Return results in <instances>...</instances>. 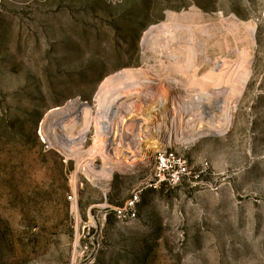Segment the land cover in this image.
Returning <instances> with one entry per match:
<instances>
[{"label":"rangeland","instance_id":"obj_1","mask_svg":"<svg viewBox=\"0 0 264 264\" xmlns=\"http://www.w3.org/2000/svg\"><path fill=\"white\" fill-rule=\"evenodd\" d=\"M190 62L182 81L151 88L161 112L128 119L131 131L145 126L135 146L146 158L88 180L87 162L104 163V80ZM231 85L233 121L205 137L196 98ZM74 101L92 113L78 155L59 146L55 115ZM173 117L183 176L155 188ZM136 193L135 218H123ZM0 264H264V0H0Z\"/></svg>","mask_w":264,"mask_h":264},{"label":"bare ground","instance_id":"obj_2","mask_svg":"<svg viewBox=\"0 0 264 264\" xmlns=\"http://www.w3.org/2000/svg\"><path fill=\"white\" fill-rule=\"evenodd\" d=\"M154 30H155L154 27L149 30V32L146 35V40H147V37L154 32ZM254 31L255 29L252 28L251 29L252 35H254ZM243 39L245 38L243 37ZM238 52L241 53V55L243 54L241 51H238ZM214 61H217V60L214 59ZM220 66L222 65L219 62L216 65V67L215 66L214 67L219 68ZM192 67H194V65L191 64L190 62L188 68L186 69L179 68L165 75H156L153 78L147 72H145L142 68H127L113 75H110L104 80V82L102 83L100 87V90L98 91V95H97L100 101H103V102L105 101L104 112L102 113V119L99 120L98 122L100 124L98 130L100 132V138L102 139L101 143L102 142L103 143L102 144L98 143L99 141L96 143L99 147L98 153L103 158L104 163L100 170H93L94 167L92 168L91 162L89 163L87 162L86 166L84 165L85 167H83V171L85 172L84 174L88 177V180H90L93 183L101 182L102 180L103 181L110 180L112 178L113 171H114V166L112 165H116L117 167H119V165L121 166L122 164L142 161V159L144 160L146 158V156L143 155L140 152V150H137V147L135 146V144H140L141 140L144 139L143 134H144L145 126L144 127L137 126L136 129L131 131L130 126H131L132 121L128 119L136 115H140V117L143 118L145 116H148L153 111H160L162 105L158 107L157 105L155 106L152 105L151 107L148 105V100L150 99L151 96H153V90L151 88H153L158 83L167 82V83L175 84L178 81H182L181 76L183 75V73H185ZM217 81L219 80L217 79ZM166 88L167 87L165 86V90ZM233 89L234 87L231 85L230 87L225 88L223 91H220L219 93H215L214 91L202 93V94H199L198 97L196 98V100L201 103V107L203 108L205 118L209 119L208 120L209 128L207 127V130L203 129V131L206 130V131H211V132H205L206 134L205 137L208 135H211L210 133L212 132L213 133L224 132V130H226L229 127V125L232 123L233 118H234V111H235L234 110L235 105H232L230 103V101H232L231 94H232ZM178 90H182V87H178ZM214 96L215 97L219 96L220 98L218 99L216 97L217 99H215ZM210 102H211L210 104L211 106H208V103ZM229 103L231 106L229 105ZM212 107H217L218 109L221 108V114L220 113H219L220 115L219 114L217 115L216 113L212 114V111L210 110V108ZM207 108L209 110H207ZM173 109H176V108L173 107ZM175 112L177 115L178 110L176 109ZM91 114H92L91 107L88 105V103L80 102V101H74L68 106L64 108L61 107L57 109V111H55V115L61 116V119L57 123L58 130L60 132L58 144L63 149V151H65L68 154L74 153L75 155H78L81 152H83L80 149L84 148L83 147V144H85L84 140L91 126ZM214 118L217 119L215 123L212 122V119L214 120ZM69 120L70 122H68ZM169 122L172 128L171 126H169V124H168V127L171 128L172 133H169V134L165 132L163 133V137L160 139V146L163 145V142L173 143V142H178L180 140H183L182 138H179L180 136L178 135L180 128L178 127V123H175V122H178V120L175 117H173V119L170 120ZM166 126L167 124L166 125L163 124V126H159L158 128L159 129L162 128V130H164ZM126 131L127 132L130 131L128 132L129 137L125 136ZM197 137L194 136L193 138L189 140L195 141ZM103 146H106V147L103 148ZM76 149H77V152H76ZM151 151H154V150L151 149Z\"/></svg>","mask_w":264,"mask_h":264},{"label":"built area","instance_id":"obj_3","mask_svg":"<svg viewBox=\"0 0 264 264\" xmlns=\"http://www.w3.org/2000/svg\"><path fill=\"white\" fill-rule=\"evenodd\" d=\"M174 147L175 142H163V145L155 152V188L161 185L174 187L181 182L184 160L178 156ZM69 200L76 203V196L70 195ZM140 200L141 198L138 193L133 194L126 203L125 209L120 210V215L123 218H135L136 208Z\"/></svg>","mask_w":264,"mask_h":264}]
</instances>
